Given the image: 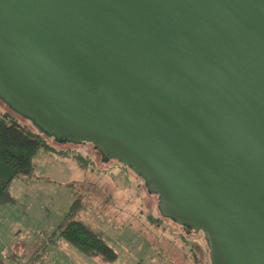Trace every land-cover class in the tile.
Instances as JSON below:
<instances>
[{
	"label": "water",
	"instance_id": "1",
	"mask_svg": "<svg viewBox=\"0 0 264 264\" xmlns=\"http://www.w3.org/2000/svg\"><path fill=\"white\" fill-rule=\"evenodd\" d=\"M0 97L142 178L212 264H264V0H0Z\"/></svg>",
	"mask_w": 264,
	"mask_h": 264
},
{
	"label": "rangeland",
	"instance_id": "2",
	"mask_svg": "<svg viewBox=\"0 0 264 264\" xmlns=\"http://www.w3.org/2000/svg\"><path fill=\"white\" fill-rule=\"evenodd\" d=\"M0 113L43 134L1 97ZM49 144L56 154L41 151L33 176L13 181L15 202L0 207V256L7 264H210L203 234L189 236L163 218L158 197L128 167L101 161L90 144ZM76 200V219L102 234L118 255L115 262L89 258L58 237Z\"/></svg>",
	"mask_w": 264,
	"mask_h": 264
},
{
	"label": "trees",
	"instance_id": "3",
	"mask_svg": "<svg viewBox=\"0 0 264 264\" xmlns=\"http://www.w3.org/2000/svg\"><path fill=\"white\" fill-rule=\"evenodd\" d=\"M49 140L51 138L33 132L8 114L0 113V207L15 202L12 193L13 181L19 177L33 176L34 158L41 151L56 153L50 146ZM80 209L81 204L76 200L62 224L59 225L58 231L56 230L58 237L89 258L97 257L104 263L115 262L118 255L102 238V234L80 219H76ZM159 213L161 215L160 211ZM180 227L189 236L203 234L201 231L193 230L187 233L182 226ZM203 237L205 239L204 234ZM208 251L210 252L209 247ZM0 264H7L1 256ZM210 264H212L211 257Z\"/></svg>",
	"mask_w": 264,
	"mask_h": 264
},
{
	"label": "crops",
	"instance_id": "4",
	"mask_svg": "<svg viewBox=\"0 0 264 264\" xmlns=\"http://www.w3.org/2000/svg\"><path fill=\"white\" fill-rule=\"evenodd\" d=\"M50 153V152H49ZM52 154H56V153H52ZM15 256V255H14ZM14 259H17V256L14 257Z\"/></svg>",
	"mask_w": 264,
	"mask_h": 264
}]
</instances>
